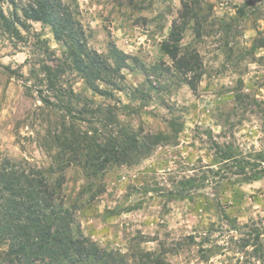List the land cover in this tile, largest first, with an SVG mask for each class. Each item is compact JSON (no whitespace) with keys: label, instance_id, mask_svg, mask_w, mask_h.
Wrapping results in <instances>:
<instances>
[{"label":"rangeland","instance_id":"374dc122","mask_svg":"<svg viewBox=\"0 0 264 264\" xmlns=\"http://www.w3.org/2000/svg\"><path fill=\"white\" fill-rule=\"evenodd\" d=\"M63 1L78 12L77 17L85 29L87 42L91 49L108 56L111 53L112 43H115L127 57L126 66L122 69L125 78L122 81L121 89H112L107 84L100 82V85H104L101 88L113 90L112 98L94 92L76 72L66 73L64 76L66 84L71 85L76 92L91 98L95 106L115 104L119 110V117L121 115H131L132 117L139 115L141 120L138 121L136 130L143 129L146 132L145 125H147L152 129L149 133H171L172 129L169 126L171 120L183 126L177 138L173 139L171 143L157 146L148 158L131 166H112L100 178L88 179L78 166H72L66 170V183L64 184L66 202L69 206L78 205L76 216L82 231L99 246L128 255V264L130 261L131 264H148L147 261L140 259L139 255L135 257V253L140 250L164 253L165 258L172 264H202V262L207 264L209 260L212 261V264H225V262L231 264V261L235 259L231 247L232 237L229 238L228 245H217L215 256L218 259L215 260L208 255V252L212 251L211 249L207 250L205 254L200 251L203 246L199 242L203 240V244L211 243V236L216 232H220L216 239L222 238L225 232L221 231L222 224L220 228L217 227L218 221L227 223L233 232L246 230L245 234H248L250 227L255 225L262 227L264 215L261 213L264 212V203L261 198L264 196V177L249 182L232 180L230 169H227L221 172H228L229 178L222 179L221 183H217L220 175L216 176L204 168L201 169L202 175H193L197 178L196 184L203 182V175L207 176L204 184L198 190H190L191 193L186 197H180L177 194L179 193L177 190L181 188L179 182L183 179L177 182L173 176L167 174L166 169L170 167L171 163L179 165L180 160L172 161L170 157L164 159L169 153L171 157L179 156L182 159H188L193 153L189 152L188 157H184V151L187 149L198 150L203 153V156L196 158L197 164L204 163L214 169L222 164L217 163L216 141H213L207 149L198 148L197 140H200V137L198 135L188 136L185 132L186 122L182 116L172 115L168 119L160 116L157 108L153 107L155 104L158 108L169 110L170 113L172 110L171 106L159 96L161 92L169 89V85L154 83V79L158 81L167 77L176 86L177 92L183 87V84H180L178 80L172 79L177 76L178 71L173 73L172 70H165L167 67L172 69V66L167 65V62L164 61L163 57L167 54L161 50V43L168 38L172 22L176 19L172 18L170 25L163 23L173 15L169 8L160 10L159 6L166 4L167 0H133V3L130 0ZM195 1L199 5L196 6L197 9L199 8L198 17L189 21L183 33L182 52L199 53L203 63L199 84L205 93H210L213 98L227 95L235 101L234 108H246L245 105L238 103L235 95L247 87L250 91L246 93L258 100L261 89H264V74L260 72L261 66H264V55H259L264 52V45L258 48L254 47L255 42L263 44L264 33L257 30V23L254 20L246 24L241 31V18L247 15L244 8H241L235 17L225 19L226 13L221 11V15H217V3L221 0H215V2L214 0ZM17 2L21 6L27 0H17ZM256 2L257 0H247V3L253 7ZM3 7L7 13L14 8L8 2H4ZM178 15L179 10H177ZM197 20L201 24L200 35H197ZM30 23L31 29L46 39L49 45L56 50V54L60 56L62 47L54 39L50 26L40 22L30 21ZM165 28L168 29L167 35L163 40L157 42L155 36L162 35ZM241 35L244 37L243 44L239 39ZM35 42L36 39L30 37L24 43L16 44L8 37L0 36V122L5 117H9V120L14 118L10 117L13 108L16 114L23 115L24 120L35 117V112L28 106L33 99L35 90H29V81L26 80L27 77L22 71L26 65L37 59V56L33 54ZM221 56H223V60H221ZM16 57L22 59H14ZM5 58H9L7 64L3 63ZM27 59L30 62L27 63ZM153 60L156 62L153 63ZM245 60L248 61L249 66L234 72L236 80L232 85H220L219 88L213 90V76L217 80L228 78L229 66L236 69ZM111 61L115 62L113 59ZM13 64H17L18 67L13 68ZM213 64L216 67L210 72L206 65ZM251 65H255V67H250ZM18 72H21L23 77L18 76ZM250 73L251 75H249ZM244 77H248L247 82ZM225 88H227V93L224 91ZM253 89L255 94H253ZM9 104L11 107L8 106ZM39 104L43 105L40 100ZM254 105L252 116L256 118L257 124L253 127L256 128L259 136V133L264 131V124L260 123L264 108L256 106L257 104ZM217 110H219V103H217ZM186 111L187 109H185ZM247 111L248 109L245 110V113ZM143 117H148L151 123L148 120H143ZM53 119L55 120L54 116ZM228 119L231 120V114ZM237 123L244 125L251 124L252 121L245 119ZM22 124L34 132L35 124H24L23 120H17L16 127H20ZM209 131L207 130L205 134H209ZM223 134L222 130L219 135ZM23 135L25 140L30 139L27 134ZM242 135L249 136L246 129L242 131ZM209 138L211 139V136ZM261 139L264 137L257 139L256 144L252 145L253 149L260 144ZM2 142L3 139L0 137V143ZM12 142L16 143V140L14 139ZM200 143L202 145L203 141L200 140ZM20 147L23 151V146ZM234 147L242 153L238 145H234ZM39 148L40 145L37 144V149ZM261 149H264V145L261 146ZM44 156H48L51 160L47 151L44 152ZM40 158L43 159V156ZM147 160H152L153 163L142 168L141 165H144ZM195 167L196 165H191L188 170H194ZM210 177L212 178L211 190L215 193L213 196H208L204 191L209 188ZM169 184L172 185L171 188L168 187ZM171 191L173 192L171 193ZM221 196H223V200L220 199ZM233 212L238 215H233ZM249 213L253 214L249 215ZM203 216L209 217L207 225L209 236L199 240L197 225L202 223ZM242 216L244 222L241 224ZM189 226H191L190 230ZM165 228L169 230L163 231ZM161 233L165 237H171L173 233H177L181 235L182 239L173 242L176 245L175 248H165L160 240ZM192 233H196V235ZM190 236H193L196 242L192 243ZM240 243L237 246L243 250ZM262 243L263 254L255 256L259 264H264V242ZM142 245L144 247H141ZM193 248L196 249L195 252L192 251ZM236 264H240V261L236 260ZM245 264H249L247 259ZM252 264H255V261Z\"/></svg>","mask_w":264,"mask_h":264},{"label":"trees","instance_id":"16d2710c","mask_svg":"<svg viewBox=\"0 0 264 264\" xmlns=\"http://www.w3.org/2000/svg\"><path fill=\"white\" fill-rule=\"evenodd\" d=\"M180 1L182 11L179 10L178 17L182 23L177 24V19L172 22L168 38L161 43V50L175 62L179 73L191 69L193 81L199 82L202 59L198 52H182L181 46L183 33L189 21L198 17L199 8L195 0L191 5L185 0ZM4 2L14 6L11 12L4 11ZM77 15L78 12L63 0H27L21 6L17 0H0V36H6L16 44L24 43L30 37L36 39L33 54L37 59L34 62L40 64V69H30L32 75L26 80L34 79L28 86L29 90L34 89L42 104L51 109L49 118L41 122L50 125L48 149L52 153L51 159H55L54 166L25 167L23 163H14L6 157L0 165V264H128V255L103 248L84 234L76 216L78 205L69 206L66 202L65 172L72 166H78L88 179L94 180L102 177L112 166L137 164L151 156L157 146L171 143L183 127L171 120V133H149L143 129L132 131L130 125L120 121L115 104L95 106L91 98L66 84V73L76 72L94 92L112 98L113 90L101 88L100 82L112 89H121L125 78L122 69L126 66V54L115 43H112L108 56L91 49ZM30 21L50 26L54 39L62 47L60 56L46 39L31 29ZM196 22L197 35H200L201 24L199 20ZM263 45L264 41L263 44L255 42L254 47ZM178 56L179 60L176 59ZM111 59L115 62L112 63ZM26 61L30 62L29 59ZM165 70H171V67ZM39 72L45 75L40 76ZM17 75L23 77L21 72ZM185 83L190 88L196 87L195 83ZM45 86L56 96L55 101L45 95ZM235 98L245 105L244 110L261 103L242 90ZM34 115L36 117V113ZM52 122L58 129L56 135L51 131ZM80 125L87 128L82 129ZM215 148L217 163L222 166L206 169L220 175L217 183L229 178L228 172H221L227 169H230V177L236 176L237 180L245 182L264 177V166L260 163L264 161V149L255 155L249 151V158L243 159L242 153L232 143L223 147L216 143ZM49 150H46L48 154ZM203 176L200 184H196V176L180 181L181 188L177 194L186 197L190 190H198L207 179L206 175ZM250 228L248 234L241 237L240 246L244 249L253 244V255L261 256L264 224ZM190 239L192 243L196 242L193 236ZM199 244L202 246L203 240ZM200 251L206 252L202 247ZM137 255L148 264H172L164 253L140 250L135 257Z\"/></svg>","mask_w":264,"mask_h":264},{"label":"clouds","instance_id":"9594fccd","mask_svg":"<svg viewBox=\"0 0 264 264\" xmlns=\"http://www.w3.org/2000/svg\"><path fill=\"white\" fill-rule=\"evenodd\" d=\"M215 2V0H214ZM185 3L191 5L192 0H185ZM160 10L163 11L164 8H169L172 10V17H169L168 19L164 20L163 23L170 25L171 19L176 18L177 24L182 23L181 19L177 16V10L182 11V7L180 4V0H167L166 4L160 5ZM244 8L246 12V17L241 18L242 22L240 24L241 31H243L246 24H249L250 21H256L257 23V30L264 33V0H257L255 3V6H251L247 3V0H221V2L217 3V15H221V11L223 13H226L225 19H231L232 17H235L237 15V12ZM155 15V13H153ZM167 15V13H165ZM151 27V26H150ZM168 29H164V33L162 35L155 36V40L157 42L163 40L165 36L167 35ZM251 34V33H249ZM241 44L244 42V37L241 35L239 37ZM235 43V41H233ZM155 55V52H154ZM259 55H264V52L259 53ZM14 59L20 60L21 57H16ZM164 61L167 62V65L172 66V72L176 73V67L175 62L170 59L167 55L163 57ZM177 60L180 59L178 56L176 58ZM223 56H221V60H223ZM9 62V58H5L3 60L4 64H7ZM153 63L156 61L153 60ZM209 67V71H213L216 67V65H206ZM248 61L245 60L243 64L238 65L236 69H233L231 66H229L228 69V78H220L217 80L215 76H213V90H216L219 88L220 85H232L234 81L236 80V76L234 75L235 71H240L244 69L245 67H248ZM13 68L18 67L17 64L12 65ZM35 67V69L38 71L40 69V64L35 63L34 61L30 62L28 65H26L22 71L24 73L25 77H31L30 69ZM250 67H255V65H251ZM260 72L264 74V66H261ZM40 76L45 75V73L39 72ZM251 75V73L249 74ZM194 72L191 69H185L183 72L178 73L176 77H173L172 79L178 80L180 84H183V87L179 92L176 91V86L172 84V81L169 80L167 77L162 78L161 80H155L154 83L164 85H169V89L167 91H163L159 94L160 98L167 103L169 106H171V113L169 110H166L164 108H158L155 104L153 105L154 108H157V112L160 116L170 119L172 115H180L183 117L185 124V132L188 134V136H194L198 135L200 137V140L203 141V144L201 145L200 140H197V147H204L207 149L213 141H216L221 146H224L228 143H233L234 145H238L239 148L242 150V158L248 159L247 153L249 151H252L253 154L260 152L261 146L264 145V139L260 140V144L257 145L255 149L252 148L253 144H256L257 139L264 137V131H261L259 133V136L257 135V130L253 125L257 124L256 118L252 116V110L255 108V105H251L248 107L247 113H245L244 107H238L234 108L233 105L235 104V101L233 99H230L227 95L219 96L216 98H213L210 93H205L202 87L200 86L198 81H193ZM245 81L247 82L248 77H244ZM185 81H188L189 83H195V88H190L188 83H185ZM34 82L33 78L29 79V86L32 85ZM40 85H37L39 87ZM67 87V85H65ZM100 87H104L103 84L100 85ZM225 93H227V88L224 89ZM244 92H249L250 89L247 87L243 89ZM253 94H255V90L253 89ZM45 95L48 96L53 101L56 100V96L52 93H49L47 91V88L45 86ZM39 97L35 94V91H33V99L28 105L33 112L36 113V117L32 119L24 120L23 115L16 114L15 109H12V113H10V117H14L11 120H9V117H5L2 122H0V137H2L3 142L0 143V165L4 163L5 158L7 157L9 160L13 161L14 163L20 164L23 163L25 167L31 166V167H47L49 164L55 165V159H49L48 156H44V152L48 149L49 144V127L50 125L47 123H42L41 121L46 120L49 118V112L51 109L47 105H40L39 104ZM258 100L261 102L260 107L264 108V89H261L260 95L258 97ZM210 101H212L210 103ZM217 103H219V110H217ZM11 107V105H8ZM185 109L187 111L185 112ZM231 114V120L228 119V116ZM31 115V113H29ZM262 119L260 121L261 124H264V113L261 114ZM120 121L124 125H130V129L132 131H135L138 126V121L141 120V117L137 115L136 117H132L131 115H121L119 117ZM251 120V124H244L241 125L240 123H237L238 121L242 120ZM17 120H23L24 124H35V130L30 131L28 127L23 126V124L20 127H16ZM143 120H148L149 123L151 121L148 117H143ZM6 125V126H2ZM235 125V127H233ZM82 129H86V125H80L79 126ZM146 132H151L152 129L149 128L147 125H145ZM248 132L249 136L245 137L242 135V131L245 130ZM207 130L209 131V134H205ZM223 130V135H219L221 131ZM51 131L53 135H56L58 132V129L54 122L51 123ZM13 133H15V136H13ZM118 133V130H117ZM113 133V134H117ZM234 133V137H233ZM23 134H27L30 139L25 140V136ZM82 134V133H81ZM89 136L92 135L91 132L88 133ZM211 136V139L209 138ZM143 139V137H141ZM16 140V143H13V140ZM37 144L40 145V148L37 149ZM23 146L24 150L21 151V147ZM213 151L215 149L213 148ZM192 152L193 155L188 159H182L179 156L171 157L170 153L168 156H165L164 159H170L172 161L180 160V164L171 163L170 167L166 169V172L168 175H171L175 178V180L178 182L181 179L192 177L193 175L200 176L203 173L201 172V169L210 167V165L201 163L197 164L196 158L203 156V153L196 150L193 151V149H187L183 152L184 157H188V153ZM49 155H52L51 151L49 150ZM43 156V159L40 157ZM30 158V159H29ZM152 160L145 161L144 165H141L143 168L146 165L152 164ZM261 166H264V161H261ZM191 165H196L194 170H188ZM183 166V167H182ZM218 179V178H216ZM232 180H237L236 176L231 177ZM167 183V181H165ZM209 188L204 189L206 194L208 196H213L215 193L212 192V178L210 177L208 180ZM169 188L172 187L171 184L168 185ZM221 200H223V196L220 197ZM262 203H264V196L261 198ZM253 213H249V215H252ZM233 215H238V213L233 212ZM261 215H264V212L261 213ZM244 222V217L242 216L240 219V223L242 224ZM209 224V217L203 216L202 217V223L197 225V232L199 233L198 239L202 240L204 237L209 236L207 225ZM221 224L223 225L221 231H224L225 234L222 236L221 239L217 240L216 237L220 235V232H216L212 234L211 236V243H204L202 246L207 251L211 249L212 251L208 252V255L212 256L213 259H218V257L215 256L216 251V245L229 244V238H233V242L231 244L232 252L235 254V259L231 261V264H236V260L240 261V264H245V260L247 259L249 261V264H252L253 261H255V264H259V261H256L255 256L253 255L254 251V245L249 244L246 248L241 250L237 245L239 244V241L241 237L245 235L246 230H239L237 232H233L229 225L223 221H218L217 227L220 228ZM189 226V230H190ZM169 229L165 228L163 231H168ZM193 235H196V233H192ZM182 239L181 235L177 233H173L171 237H165L163 233L160 235V240L163 242V247L165 248H175L176 245L173 243L174 241H180ZM261 241L264 242V235H261ZM141 247H144L143 245ZM127 251V249H124ZM195 248L192 249L193 252H195ZM225 252L227 254V250L225 249ZM230 255V254H229ZM199 259V257H197ZM131 264V261H130ZM203 264V262H202ZM207 264H212V261H207ZM227 264V262H225Z\"/></svg>","mask_w":264,"mask_h":264}]
</instances>
